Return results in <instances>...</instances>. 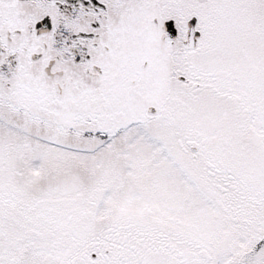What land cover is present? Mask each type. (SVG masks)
Returning <instances> with one entry per match:
<instances>
[{
  "label": "snow or ice",
  "instance_id": "1",
  "mask_svg": "<svg viewBox=\"0 0 264 264\" xmlns=\"http://www.w3.org/2000/svg\"><path fill=\"white\" fill-rule=\"evenodd\" d=\"M0 264H264V0H0Z\"/></svg>",
  "mask_w": 264,
  "mask_h": 264
}]
</instances>
